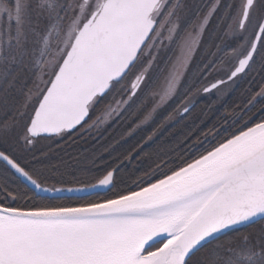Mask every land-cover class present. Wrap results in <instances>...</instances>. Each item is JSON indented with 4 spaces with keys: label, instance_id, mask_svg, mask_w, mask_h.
Here are the masks:
<instances>
[{
    "label": "snow or ice",
    "instance_id": "1",
    "mask_svg": "<svg viewBox=\"0 0 264 264\" xmlns=\"http://www.w3.org/2000/svg\"><path fill=\"white\" fill-rule=\"evenodd\" d=\"M245 77L239 105L185 124ZM17 91L0 264H264V0H0V100ZM65 192L97 198L40 202Z\"/></svg>",
    "mask_w": 264,
    "mask_h": 264
},
{
    "label": "trees",
    "instance_id": "2",
    "mask_svg": "<svg viewBox=\"0 0 264 264\" xmlns=\"http://www.w3.org/2000/svg\"><path fill=\"white\" fill-rule=\"evenodd\" d=\"M205 41L209 39L208 35H205ZM195 63H198V60L194 61ZM221 78V77H220ZM218 79V78H217ZM247 77L244 79H239V83L235 85L231 93L223 99V103H216L215 97H212L211 94H205L203 92L202 96L198 97V100L196 102V107L195 110L192 114V117L189 118L188 121L185 122V124H192L193 120L196 121L197 124H199L200 120L204 121V124L201 125V127L207 128L210 127L212 124L216 123V118L222 114V110L224 108L227 109H232L234 105H239L246 96V92L249 89L250 85L247 82ZM214 82V79L212 76H209L206 80L200 81V83L197 85L199 88H203L205 86H208L210 83ZM254 87V85H253ZM199 95V94H197ZM24 102V97L23 94L19 91L13 92L11 96L7 100V105L5 106V103L3 100H0V119H5L8 116L12 115V110L22 104ZM28 111L30 112L31 109L29 108ZM199 118V119H196ZM125 125L122 123L121 125L116 126L115 129H110L109 131L111 132L112 135H115L118 133ZM182 131H187V128L185 125H179L175 129V132L173 133L174 136H179ZM141 135H144V133H141ZM227 135V133H225ZM110 138V137H109ZM171 140L165 141V143H168ZM52 141L50 140H39L36 145V151L39 152L41 149H47L48 145L51 144ZM94 143V141L92 142ZM135 140H129L128 144H125V147H128L130 144H134ZM70 150V149H69ZM123 150V149H122ZM143 165L138 164L136 161H133L132 163L127 164V166L124 169V173L121 175L127 176L128 174H131L135 172V175L139 176L142 175V173L136 171L137 168L142 167ZM87 179L91 180L92 182H95L91 177H88ZM48 187H51L52 185L49 184L47 185ZM55 187L60 188V187H79L78 184L75 183H69L67 185L63 184H56ZM119 191V187L116 189ZM111 194V193H109ZM97 197L95 195L86 197V198H64V199H44L41 200V203H53V204H78V203H83L87 199H96ZM257 228L259 225L256 226Z\"/></svg>",
    "mask_w": 264,
    "mask_h": 264
},
{
    "label": "water",
    "instance_id": "3",
    "mask_svg": "<svg viewBox=\"0 0 264 264\" xmlns=\"http://www.w3.org/2000/svg\"><path fill=\"white\" fill-rule=\"evenodd\" d=\"M214 90H212V91H214ZM96 191L100 192V193H103L106 190L105 189H97ZM86 197H90V196L87 193H82V192H77V193L65 192V193H61L59 195H51L50 194L47 198L48 199H64V198H86Z\"/></svg>",
    "mask_w": 264,
    "mask_h": 264
},
{
    "label": "rangeland",
    "instance_id": "4",
    "mask_svg": "<svg viewBox=\"0 0 264 264\" xmlns=\"http://www.w3.org/2000/svg\"><path fill=\"white\" fill-rule=\"evenodd\" d=\"M223 74H221V76H222ZM221 76H218V77H216V78H220ZM235 87V85L234 86H231V87H229V86H226V85H223L222 87H221V89H223L224 91H225V95H224V98H226L230 93H231V91L233 90V88ZM211 94V96L212 97H215V98H217V96L218 95H220V92L218 91V90H216V91H214V92H212V93H210ZM203 95V93H199V95H196L195 97H193V99L195 100V101H197L198 100V97H200V96H202ZM223 98V99H224Z\"/></svg>",
    "mask_w": 264,
    "mask_h": 264
},
{
    "label": "flooded vegetation",
    "instance_id": "5",
    "mask_svg": "<svg viewBox=\"0 0 264 264\" xmlns=\"http://www.w3.org/2000/svg\"><path fill=\"white\" fill-rule=\"evenodd\" d=\"M209 85H210V84H209ZM221 87H222V86H221ZM214 91H216V90H214ZM214 91H213V92H214Z\"/></svg>",
    "mask_w": 264,
    "mask_h": 264
}]
</instances>
